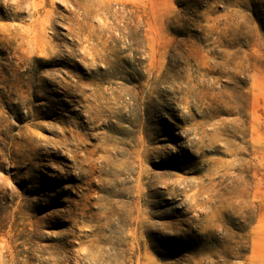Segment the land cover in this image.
<instances>
[{
	"label": "rangeland",
	"instance_id": "374dc122",
	"mask_svg": "<svg viewBox=\"0 0 264 264\" xmlns=\"http://www.w3.org/2000/svg\"><path fill=\"white\" fill-rule=\"evenodd\" d=\"M264 255V0H0V264Z\"/></svg>",
	"mask_w": 264,
	"mask_h": 264
},
{
	"label": "crops",
	"instance_id": "0c3cea01",
	"mask_svg": "<svg viewBox=\"0 0 264 264\" xmlns=\"http://www.w3.org/2000/svg\"><path fill=\"white\" fill-rule=\"evenodd\" d=\"M252 264H264V255L255 258Z\"/></svg>",
	"mask_w": 264,
	"mask_h": 264
}]
</instances>
